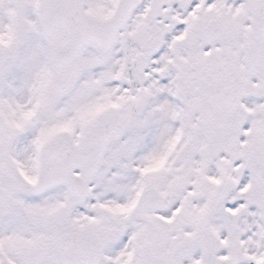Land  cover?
<instances>
[{
    "label": "snow or ice",
    "instance_id": "snow-or-ice-1",
    "mask_svg": "<svg viewBox=\"0 0 264 264\" xmlns=\"http://www.w3.org/2000/svg\"><path fill=\"white\" fill-rule=\"evenodd\" d=\"M0 264H264V0H0Z\"/></svg>",
    "mask_w": 264,
    "mask_h": 264
}]
</instances>
